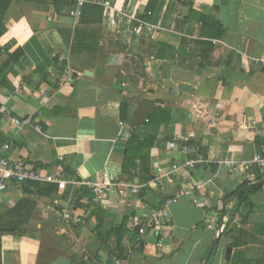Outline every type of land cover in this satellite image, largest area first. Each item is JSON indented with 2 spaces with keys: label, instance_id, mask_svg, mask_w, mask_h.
I'll return each mask as SVG.
<instances>
[{
  "label": "crops",
  "instance_id": "1",
  "mask_svg": "<svg viewBox=\"0 0 264 264\" xmlns=\"http://www.w3.org/2000/svg\"><path fill=\"white\" fill-rule=\"evenodd\" d=\"M107 1L86 4L79 18L64 0H13L7 9L0 154L42 174L60 167L65 182L8 183L0 264H112L116 255L123 264H203L218 236L211 264H229L230 239L221 233L237 208L248 216L245 251L262 257L264 186L250 197L251 211L239 197L264 184L240 165L264 146V0ZM136 19L147 29L134 31ZM18 49L20 58L8 60ZM4 110L34 114L40 127H17ZM187 142V155H205V165L170 173ZM141 143L143 160L133 152L134 166L124 170L127 148ZM158 167L163 184L150 183ZM114 177L139 182L138 195L95 200L81 185ZM176 195L170 218L139 236L133 219ZM66 204L82 223L57 219Z\"/></svg>",
  "mask_w": 264,
  "mask_h": 264
},
{
  "label": "built area",
  "instance_id": "2",
  "mask_svg": "<svg viewBox=\"0 0 264 264\" xmlns=\"http://www.w3.org/2000/svg\"><path fill=\"white\" fill-rule=\"evenodd\" d=\"M72 7L69 10V14L73 17L79 18L82 15L83 8L86 4H101L105 7H109L110 4L107 0H71ZM148 24L141 19H136L133 30L139 32L140 30L147 29ZM67 69H65V72ZM20 90V87L17 91ZM7 99L9 96L6 97ZM3 117L9 119L15 126L19 127L23 123H31L40 127L38 121L34 114H28L25 118L20 119L18 117L10 116L5 110L2 112ZM123 126V123H120ZM264 128V119H263ZM2 149L7 151L10 149L8 143L3 144ZM182 150L186 153L185 160L180 164H173L170 169V173L177 172L180 170L195 169L197 167H202L205 165L207 159L206 156L200 153H196L194 156L187 155L191 150L190 146L183 145ZM229 163L225 162L227 166ZM240 165L244 172L253 173L256 178H264V146L252 154L250 157L241 160ZM156 175L150 180L153 184H163V178L166 173L161 168H156ZM25 181L40 182V183H55L62 184L64 181L61 168L50 174H42L39 171L32 170L28 164L22 159H14L6 155L0 154V203L2 202V195L4 190L7 188L9 182H15L21 184ZM66 182L75 185L77 182L73 178H69ZM81 185L87 186L95 194V200H99L105 195H115L118 198L124 199L128 196H137L141 188L139 182H134L131 184L124 183L118 178H107L105 180L97 181H83ZM179 195H176L167 201H165L163 207L159 209H154L150 212L147 218L135 217L133 219L132 225H134L135 230L139 236L145 234L146 230L154 229L156 222L159 220H168L170 218V213L168 206L170 204H175L179 201ZM55 215L57 219L66 224L77 225L83 222L82 218L76 214L72 205L66 204L61 208L55 210ZM162 243L158 242L157 247H161ZM140 248V244H137ZM112 264H123L122 260L116 255L113 259Z\"/></svg>",
  "mask_w": 264,
  "mask_h": 264
},
{
  "label": "trees",
  "instance_id": "3",
  "mask_svg": "<svg viewBox=\"0 0 264 264\" xmlns=\"http://www.w3.org/2000/svg\"><path fill=\"white\" fill-rule=\"evenodd\" d=\"M12 1L13 0H0V36L5 32V29H6L5 14H6L7 9H8V7ZM56 1L57 0H53V3L56 4L57 3ZM64 1H65V4H69L72 6L71 0H64ZM147 11H150V12L152 11L151 5H148ZM21 55H22V51L20 49H18L15 52H13L11 55L8 56V60L15 62L20 58ZM0 57H1V53H0ZM123 104L124 103L122 102V105H121L122 107H123ZM144 143H148L149 145H151L149 143V141H144ZM144 143H141L137 147V150H135V151H131V149H129V147L127 148L126 154H125V160H124V164H123L124 170H125V167L127 165H132L131 163L136 159V157L133 155V152L138 154L141 161L143 160L144 155H145L144 151L142 149ZM185 144L188 146L193 145L192 142H187ZM132 166H134V165H132ZM263 186H264L263 183L250 186L249 188H247L246 190H244L240 194L239 200H244V201L248 200L247 205L249 206L250 211L254 208L253 203H251V201H250V197L254 193H256L257 191L261 190L263 188ZM247 218H248V216L246 217V220H247ZM221 235L230 239V242L227 244V246L231 247V249L234 250L232 252L231 258L229 260V264H264V255H262V257L253 258V257L248 255V253L245 251L244 248H242L243 245H246L247 242L244 244L241 243L239 237L230 236L228 233V230L226 231L225 229L222 231ZM255 241L258 243L261 242L260 239H258V238H256ZM212 260H213V254L211 255V257L209 258V260L207 261L206 264H211ZM79 264H95V263H92V262L88 263V262H84V261H79Z\"/></svg>",
  "mask_w": 264,
  "mask_h": 264
},
{
  "label": "rangeland",
  "instance_id": "4",
  "mask_svg": "<svg viewBox=\"0 0 264 264\" xmlns=\"http://www.w3.org/2000/svg\"><path fill=\"white\" fill-rule=\"evenodd\" d=\"M246 209H233V211H231L230 216L227 218V221L225 223V226L223 228V230L225 229L226 231L228 230V233L230 236H237L240 239L241 243H246L249 242L248 238H247V233L248 230L245 226L246 223ZM242 248H245V245H243ZM234 251V250H233ZM249 256L255 258L257 256V254H255L253 252V254H249Z\"/></svg>",
  "mask_w": 264,
  "mask_h": 264
},
{
  "label": "water",
  "instance_id": "5",
  "mask_svg": "<svg viewBox=\"0 0 264 264\" xmlns=\"http://www.w3.org/2000/svg\"><path fill=\"white\" fill-rule=\"evenodd\" d=\"M86 74H87V72H86ZM179 88H181V89L184 90V91H188L189 88H190V86H188V85H184V84H180V85H179ZM218 238H219V236L216 238V240H215V242H214V244H213L211 250H210L209 253L207 254L206 259H205V261H204L203 264H206V262L208 261L210 255H211L212 249L214 248V246H215V244H216ZM225 255H226V260H229V259H230V256H231V248H230V247H227V248H226Z\"/></svg>",
  "mask_w": 264,
  "mask_h": 264
}]
</instances>
